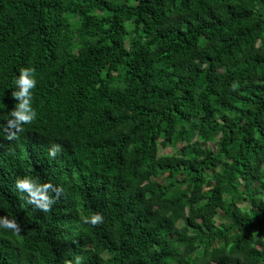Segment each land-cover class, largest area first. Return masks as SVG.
I'll list each match as a JSON object with an SVG mask.
<instances>
[{"label":"trees","instance_id":"1","mask_svg":"<svg viewBox=\"0 0 264 264\" xmlns=\"http://www.w3.org/2000/svg\"><path fill=\"white\" fill-rule=\"evenodd\" d=\"M23 67L50 117L12 158L0 88V264H264V0H0L3 85Z\"/></svg>","mask_w":264,"mask_h":264},{"label":"clouds","instance_id":"2","mask_svg":"<svg viewBox=\"0 0 264 264\" xmlns=\"http://www.w3.org/2000/svg\"><path fill=\"white\" fill-rule=\"evenodd\" d=\"M2 76L3 72H0V88L2 87L10 106L8 109L10 110V113L6 114L5 122L2 125L3 137L7 139L5 147H8V152L13 155L12 158H20L25 153L28 154L31 159L34 157V151L39 148L36 145L34 147L36 149L33 148L37 137L36 135L38 134L34 127L38 126V123L42 120L49 121L50 117V111L46 109V104H40L37 99L43 89V77L35 75L34 69L23 67L15 74L12 82L9 85L4 86ZM233 87H235V85ZM54 105L56 106V103ZM77 113L80 115L77 114L75 118H79L81 123L86 124L81 116L83 114L88 115L89 111L79 107ZM89 123H91L90 119ZM54 125L57 133L65 130L68 122H63L61 119H55ZM54 134L55 133L52 132L51 136ZM72 136V132L57 134V140H67L68 138H72ZM162 142L163 141L159 143L158 157L168 155V153L162 154L160 152L161 149L172 148L171 146L163 148ZM53 145L54 146L49 149V156L60 157L63 154H60L59 151H66L61 148L62 145L59 142L58 145ZM58 175L62 181L61 165L58 168ZM15 187L17 190L27 194L26 198L28 204L34 205L35 208L45 212L49 211L56 202V198H54L50 192L55 191L58 198L59 192L61 191L59 188H53V185L51 184H42L37 178L31 176H25L18 179ZM80 192L85 195V199H88L93 197L97 191L91 190ZM88 222L92 225L102 223L103 216L97 212L91 216L90 221ZM184 225V222L179 224L180 227H184ZM0 228L19 230L15 218L10 219L8 217H0ZM75 264H81V258L79 256L75 258Z\"/></svg>","mask_w":264,"mask_h":264},{"label":"rangeland","instance_id":"3","mask_svg":"<svg viewBox=\"0 0 264 264\" xmlns=\"http://www.w3.org/2000/svg\"><path fill=\"white\" fill-rule=\"evenodd\" d=\"M174 151V149L173 148H169V149H161L160 150V152L162 153V154H166V153H172Z\"/></svg>","mask_w":264,"mask_h":264}]
</instances>
